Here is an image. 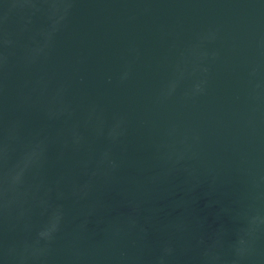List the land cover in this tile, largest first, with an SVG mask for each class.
I'll return each instance as SVG.
<instances>
[{"label":"water","instance_id":"95a60500","mask_svg":"<svg viewBox=\"0 0 264 264\" xmlns=\"http://www.w3.org/2000/svg\"><path fill=\"white\" fill-rule=\"evenodd\" d=\"M68 2L50 50L26 64L48 4L0 0V35L17 42L0 71V141L13 126L17 153L46 138L45 183L63 193L47 264H200L197 242L217 229L229 256L249 206L264 213V0ZM93 108L105 132L123 120L116 143L94 131ZM105 150L115 170L97 168ZM26 236L0 219V264ZM247 264H264V234Z\"/></svg>","mask_w":264,"mask_h":264},{"label":"clouds","instance_id":"9594fccd","mask_svg":"<svg viewBox=\"0 0 264 264\" xmlns=\"http://www.w3.org/2000/svg\"><path fill=\"white\" fill-rule=\"evenodd\" d=\"M48 4L46 11L48 23L42 27L32 42L24 46L23 60L26 64H32L50 50L56 33L66 24L70 13L68 0H44ZM30 6L35 12L42 9L38 6L39 0H29ZM30 22V21H29ZM17 42L8 33L0 35V71L8 69L10 58L15 55L14 49ZM127 78V74L125 77ZM174 90L175 82L171 84ZM196 91L202 89L196 86ZM171 93H164L165 97ZM71 111L67 106L60 109L59 115ZM98 136H105L110 142L116 143L124 134L117 132L123 124L119 120L105 132L103 119L96 114L95 108L91 109L88 121L91 123ZM19 139L17 126L7 130L3 141H0V219L8 221L14 219L17 224L23 225L27 236L18 244L6 250V259L11 258L13 264H47V258L56 236L63 227V205L53 201V193L56 200L63 199V193L58 187L47 185L44 179L47 164L48 143L46 138L36 139L26 144L22 151L16 152L13 144ZM84 136L78 125L71 130V142L75 148L84 142ZM98 169L115 170L117 162L112 158L110 150H105L96 161ZM87 166V162H86ZM97 173L93 172L91 177ZM91 177L82 185L73 187V194L84 198L91 187ZM254 187H259V182L254 181ZM38 215L39 220L33 221V216ZM264 234V213L258 207L250 205L243 216V222L237 228L230 244V255L222 253L224 248V236L221 229H217L207 238H201L197 243L200 245V264H247L254 255L256 241ZM173 249L165 247V255H170ZM160 264H164L163 257Z\"/></svg>","mask_w":264,"mask_h":264}]
</instances>
